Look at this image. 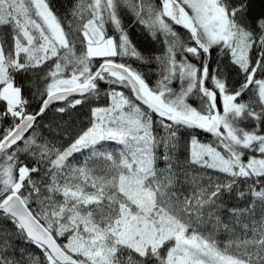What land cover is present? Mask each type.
I'll return each mask as SVG.
<instances>
[{"label": "snow or ice", "instance_id": "snow-or-ice-1", "mask_svg": "<svg viewBox=\"0 0 264 264\" xmlns=\"http://www.w3.org/2000/svg\"><path fill=\"white\" fill-rule=\"evenodd\" d=\"M5 28L0 264H264V9L0 0Z\"/></svg>", "mask_w": 264, "mask_h": 264}, {"label": "trees", "instance_id": "trees-1", "mask_svg": "<svg viewBox=\"0 0 264 264\" xmlns=\"http://www.w3.org/2000/svg\"><path fill=\"white\" fill-rule=\"evenodd\" d=\"M76 2V0H53V3L55 4L57 10L60 12V13H65L66 9L70 8L72 4H74ZM159 0H156V3H158ZM254 8L257 12H259L261 9H264V0H254ZM125 19L126 20H129L131 19L130 16H125ZM137 28L139 29L138 31L135 32V37L136 39H138L140 41V43L142 44L143 47L147 48V49H150L151 51L153 52H156V53H159L160 51H162V45L160 44H156L154 42H152L150 40V38H147V33L146 31L143 29L142 26H137ZM178 31H181V33H183V30L182 29H177ZM0 31H3V32H8V29H2ZM10 41V36L7 37ZM151 79H155V76H152ZM101 103H103V101H101ZM190 103L193 104V106H198V101L196 99H191L190 100ZM84 111L86 112L87 111V108L84 109ZM81 121H84L86 123L87 121V118L86 117H80V120H77V125L79 126L80 125V122ZM209 137H205V136H201V139L204 140V139H208ZM178 155L180 156L181 159H184L188 153L187 151L182 148ZM199 171L198 169H194L192 171V175H195L196 172ZM185 190H187V188H185ZM251 200L252 198L249 196V197H246L245 199L243 200H237L235 198V195L233 194V196L231 197H226L225 198V203L229 206V207H237V208H246L248 206H250L251 204ZM249 215H253L255 217V219L259 220L260 217H261V208L259 206V204L257 203L256 207H255V211L254 213L252 214H245L243 217H242V220L244 222H248V218H249ZM220 216H221V221H222V224H227L229 226V228H234V231L236 232L237 235H239L241 238H243L244 236V231L242 228L238 227V226H234L233 223H231L230 221L233 219L230 214L228 213L227 209H224L221 213H220ZM211 223L212 222H209V227H211ZM9 229L12 228V226L10 224H7L6 225ZM251 225H250V228H249V231L247 233L248 237L251 238ZM218 239H220L221 241H224L226 239H228V234L224 231H221V233L219 234L218 236ZM16 246L19 247L21 246V242L19 241H16ZM30 251H33V252H36L37 250L32 248L30 249ZM38 254V253H37Z\"/></svg>", "mask_w": 264, "mask_h": 264}]
</instances>
